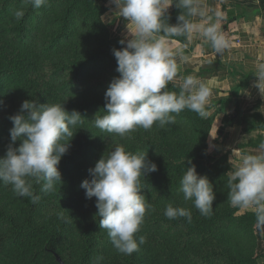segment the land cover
<instances>
[{
	"label": "clouds",
	"instance_id": "1",
	"mask_svg": "<svg viewBox=\"0 0 264 264\" xmlns=\"http://www.w3.org/2000/svg\"><path fill=\"white\" fill-rule=\"evenodd\" d=\"M25 2L40 8L47 0ZM112 3L115 14L128 22L130 38L119 42L125 47L113 49L119 76L113 78L106 90L102 109L105 114H97L92 119L94 125L125 137L138 128L150 130L157 123L160 127L175 124L176 116L185 109L204 117L214 81L204 82L191 75L179 77L176 54L161 35H185L191 40L193 34L199 33L211 42L217 54H222L229 45L219 25L205 26L186 18L205 15L200 0H112ZM173 6L180 10L175 25L168 23L169 9ZM14 16L22 19L24 11L16 10ZM255 77L254 87L264 97V64L258 65ZM170 83L180 89L179 93L168 90ZM64 105L47 103L38 107L35 101L25 100L18 113L8 117L13 127L11 143L0 158V182L11 185L17 196L31 198L32 203L40 200L34 194L33 181H43L45 193L53 191L56 182H62L58 166L71 147L67 141H72L73 129L85 119L76 110L69 113ZM17 141L19 147L15 146ZM260 148L264 150V144ZM187 164L191 166H187L179 190L185 201H193L199 213L207 217L213 212L216 200L214 186L207 176L197 173L191 161ZM157 170L148 153L134 154L117 145L89 169L91 179L80 185L86 199L95 198L98 225L107 231L112 245L121 254L131 255L146 243V237L137 234L146 214L155 208L141 194L140 178ZM226 175L231 206L253 209L257 223L264 225V153L242 155ZM164 215L168 219L192 220L189 209L171 203ZM102 260V256L95 257L92 264H100Z\"/></svg>",
	"mask_w": 264,
	"mask_h": 264
},
{
	"label": "rangeland",
	"instance_id": "2",
	"mask_svg": "<svg viewBox=\"0 0 264 264\" xmlns=\"http://www.w3.org/2000/svg\"><path fill=\"white\" fill-rule=\"evenodd\" d=\"M92 6L96 9L94 13L89 8L78 17L80 18L76 23L78 38L74 44L65 45V48L47 57H38L43 66L45 78L47 76L46 79L57 73V66H65L67 56L70 59L69 63H74L61 77L57 78L54 85L56 90L65 89L68 86L66 84L74 80L77 83L72 85V88H81L85 93H95L94 90H96L98 84L105 80L104 90L106 91L113 78L119 76V73L116 72L117 61L113 55V49H121L126 45H121L117 38L110 37L108 33L110 32L108 17L116 10V7L112 0H99L98 8L94 4ZM85 13L91 14V18L86 23L81 20ZM95 15L99 22L98 25L93 29L89 28L90 33L82 31L84 25L93 24ZM168 90L175 91L170 84ZM19 99V95L13 96L6 108L14 110L15 106L22 104L18 103ZM205 111L207 114L204 117L193 111H185L184 115L176 116L175 124L160 127L157 123L150 130L138 128L125 137L105 132L104 140L97 142L95 149L88 147L82 151L89 158L93 157V154L96 157L94 162L92 160L88 163L87 177L91 178L89 169L94 168L96 162L103 155L113 151L117 145H122L126 151L134 153V147L126 144L129 136L137 132L140 133L142 140L146 143H148L146 136L149 133H163L168 138L166 140L167 144L174 143L173 148L179 146L174 140L188 148L192 146V153L198 157L192 164L195 165L199 175L209 178L216 192L213 212L205 217L194 207L193 201L183 199V194L180 191L171 192V194L162 192L163 185H171L174 181L182 179L187 169H183L181 173L173 172L167 176L169 180L167 178L162 179L156 186H144L141 194L155 208V211L146 214L139 232V235L146 237V243H144L147 247L146 251L154 257V264H264V225L257 223L253 209H241L231 206L228 200V178L224 173L223 158L219 157V152L214 154L212 146L215 143L210 142L207 133L213 114L208 107H205ZM97 114L99 115L97 109L91 110L87 120L94 122L92 119ZM173 131H176V134ZM10 143V141L0 138V158L5 156ZM19 144L20 141H17L15 146L19 147ZM179 161L178 164H187L190 159L183 157ZM11 189L12 186L10 185L7 192L5 191L7 194H0V202L4 200L1 195L10 196L9 191ZM48 195L46 194L44 200L46 212L43 210L45 213L42 212V216H39L40 221L36 224L37 227L48 224L49 220L50 222L61 220L75 231L74 234L78 235V241L84 236V233L94 232L99 228L95 224L99 217L96 216L98 211L95 206L96 200L95 198L86 199L85 191L81 196L79 195L71 201H68L67 197H62L58 202L56 201L55 207L59 210H57V213L51 214L48 212L53 209L52 200L54 195ZM11 196L13 200L16 198V203L19 205L16 210H11L6 202L0 204L4 209L7 208L9 211L17 213L19 217L23 216L25 213L24 201L17 195L13 196L11 194ZM169 196L174 198L169 199ZM169 203L174 207L189 209L192 213L191 222H188L186 218L168 219L164 215V211ZM61 213L63 218H60ZM22 218L24 219V217ZM19 221L23 225L25 224L20 219ZM5 228L6 225L3 224L0 230ZM2 235L3 231L1 230L0 236ZM95 236L101 237L99 238V247L101 250L104 249L105 256L112 252H118L112 245L106 230L99 228V232ZM45 240L46 238L43 240L40 238L35 252L26 251L22 256L17 250L7 249L8 253L0 255V264H47V256L41 254ZM31 241L33 240L29 242ZM1 243L0 240V245ZM54 248L61 253L66 263L73 264L76 261L78 253L75 246L56 245ZM37 254H40L38 260L35 258Z\"/></svg>",
	"mask_w": 264,
	"mask_h": 264
},
{
	"label": "trees",
	"instance_id": "3",
	"mask_svg": "<svg viewBox=\"0 0 264 264\" xmlns=\"http://www.w3.org/2000/svg\"><path fill=\"white\" fill-rule=\"evenodd\" d=\"M93 4L98 8L99 0H47L40 8H35L31 3H26L25 0H0V101H2V104H0V138L11 142L10 129L13 124L8 117L18 113L22 105L15 106L14 110L6 108L13 96H20L18 103H23L25 100H33L38 107L47 103L65 104L64 107L69 113L76 110L85 118L82 119V123H79L73 129L72 141L70 139L67 141L71 142V147L58 166L62 174V182H56L53 191L45 193L42 191L44 182L36 183L33 181L34 194L40 196V200L37 203H32L31 198L21 197L25 208V213L21 217L11 211L16 210V207L19 206L16 203V198L13 200L11 196V194L13 196L16 195L15 192L11 189L9 191L11 193L10 196L1 195L4 200L0 203L6 202V205L11 210L4 209L0 204V227L3 224L6 225L5 229H1L3 235L0 236L2 241L0 255L8 253L7 249L17 250L20 256L26 251L35 252L40 238L41 240L46 238L41 254L47 256V264H59L55 254L65 264H70L66 263L61 253L54 248L56 245L76 247L78 255L73 264H92L93 259L100 256L103 257L100 264H154L155 262L150 252L146 251L147 247L144 244L140 245L139 250L131 255L112 252L105 256L104 249L101 250L99 247V238L101 237L95 236L99 232L100 217L95 222L99 228L94 230V232L84 233V236L79 241L77 240L78 235L74 234L75 231L61 220L55 222H50L49 220L48 224L36 226L40 221L39 216H42V212L43 214L46 212L44 204L46 194H49L48 196L54 195L52 200L53 209L48 212L51 214L57 213V210H59L55 207V203L62 197H67V200L71 201L84 193L80 185L85 179H91L87 177V166L90 161L93 160L94 162L96 157L93 154V157L89 158L82 151L88 147H96L97 142H102L105 138L106 131L97 128L94 122L87 120V117L91 110L96 109L100 112L99 115L105 114L102 109L105 106L106 91L104 86L106 81L103 80L98 84L96 90H94L95 93H85L81 88H72V85L77 83L74 80L69 81L65 89L56 90L54 85L57 78L61 77L74 63H69L70 59L67 56L65 66H57V73L53 77L46 79L47 76L45 78L43 66L38 58L47 57L65 48V45L74 44L78 38L76 29V23L80 20L78 17L89 8L94 13L96 9L93 8ZM20 9L24 11V16L22 19L17 20L14 12ZM179 14V9L174 14H169L173 20L169 19L168 22L172 25L177 24V16ZM90 18L91 14L85 13L81 20L86 23ZM186 18L189 19L187 16ZM98 23L95 15L93 24L84 25L82 31L90 33L89 28L93 29ZM108 33L111 37L110 32ZM38 41L40 43H37ZM171 87L177 92L175 87L172 85ZM185 111L192 112L185 109L179 115H184ZM212 122L213 119L211 124H209V132ZM208 131L207 133L209 134ZM173 133L176 134V131H173ZM146 138L148 143L143 141L140 133L137 132L129 136L126 144L134 147V154L137 151L148 153V159L158 167L156 172L151 173L146 178L143 176L140 178L141 188L144 186H156L162 179L167 178L169 180L167 176L173 172L181 173L183 169H187V166L190 167L191 165L189 164H178L183 157L190 159L191 162L198 159L192 153V146L188 148L174 140L179 146L173 148L174 143L167 144L166 140L168 138L163 133H149ZM221 158H223L222 164L226 175L231 168L227 159L225 157ZM180 182L181 179H178L171 185H163L162 192H169L170 194L171 192H179ZM9 187L10 185H4L0 182V194H7ZM168 198L174 197L169 196ZM19 219L25 224L23 225ZM30 240L33 241L29 242ZM35 258L38 260L40 254H37Z\"/></svg>",
	"mask_w": 264,
	"mask_h": 264
},
{
	"label": "crops",
	"instance_id": "4",
	"mask_svg": "<svg viewBox=\"0 0 264 264\" xmlns=\"http://www.w3.org/2000/svg\"><path fill=\"white\" fill-rule=\"evenodd\" d=\"M200 6L205 15L189 20L219 25L229 45L222 54L199 33L191 40L185 35H161L176 54L179 77L214 81L205 106L214 119L209 140L215 143L214 154L219 152L234 169L242 155L264 153L260 148L264 144V97L254 87L257 67L264 64V0H200ZM177 10L173 6L168 15ZM115 12L108 17L111 36L120 41L130 38L128 22Z\"/></svg>",
	"mask_w": 264,
	"mask_h": 264
},
{
	"label": "water",
	"instance_id": "5",
	"mask_svg": "<svg viewBox=\"0 0 264 264\" xmlns=\"http://www.w3.org/2000/svg\"><path fill=\"white\" fill-rule=\"evenodd\" d=\"M55 257H56V260H57V262H58L59 264H65V263L62 261V259H61L58 255L55 254Z\"/></svg>",
	"mask_w": 264,
	"mask_h": 264
}]
</instances>
